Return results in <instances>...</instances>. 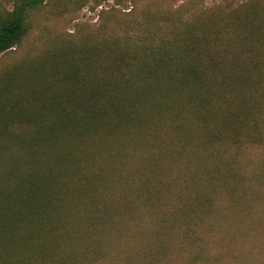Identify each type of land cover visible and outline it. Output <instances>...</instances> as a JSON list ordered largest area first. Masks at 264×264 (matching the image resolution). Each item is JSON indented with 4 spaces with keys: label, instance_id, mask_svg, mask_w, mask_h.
<instances>
[{
    "label": "trees",
    "instance_id": "16d2710c",
    "mask_svg": "<svg viewBox=\"0 0 264 264\" xmlns=\"http://www.w3.org/2000/svg\"><path fill=\"white\" fill-rule=\"evenodd\" d=\"M11 1L4 56L58 0ZM156 1L0 74V264H264V0L155 44Z\"/></svg>",
    "mask_w": 264,
    "mask_h": 264
},
{
    "label": "rangeland",
    "instance_id": "374dc122",
    "mask_svg": "<svg viewBox=\"0 0 264 264\" xmlns=\"http://www.w3.org/2000/svg\"><path fill=\"white\" fill-rule=\"evenodd\" d=\"M246 1L157 0L151 6L154 21L150 22V26L144 28L142 35L149 37L147 31L150 29L156 36L155 44L172 42L174 31L179 28L184 33L183 26L186 25L184 23L197 16V14H202L211 8L223 7L225 9L227 6L236 8ZM12 8L13 2L11 0H0V10H11ZM134 8V0H58L53 7L40 11L33 16L32 26L24 40L23 48L18 49L17 53L12 56L0 55V74L21 59L31 57L48 46L59 42V38L55 39L58 34L70 38L77 34L80 27L98 24L107 11L118 10L122 13H129ZM166 9H169L168 14L165 13ZM173 10H175V13H172ZM164 18H167V23L163 22ZM148 44L153 45L154 43L149 41ZM252 208L262 211L264 214V203L261 208L254 206Z\"/></svg>",
    "mask_w": 264,
    "mask_h": 264
}]
</instances>
